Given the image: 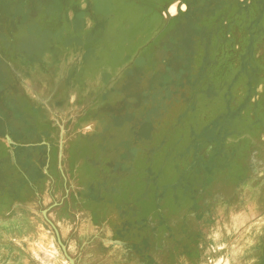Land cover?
Masks as SVG:
<instances>
[{
    "label": "rangeland",
    "instance_id": "obj_1",
    "mask_svg": "<svg viewBox=\"0 0 264 264\" xmlns=\"http://www.w3.org/2000/svg\"><path fill=\"white\" fill-rule=\"evenodd\" d=\"M134 256L264 264V0H0V264Z\"/></svg>",
    "mask_w": 264,
    "mask_h": 264
},
{
    "label": "crops",
    "instance_id": "obj_2",
    "mask_svg": "<svg viewBox=\"0 0 264 264\" xmlns=\"http://www.w3.org/2000/svg\"><path fill=\"white\" fill-rule=\"evenodd\" d=\"M27 67H29V66H27ZM30 67H32L33 68V66H30ZM29 70V69H28ZM31 71V70H30ZM29 72V71H28ZM31 72H33L32 74L33 75H37L35 72H36V70L35 69H33ZM37 77V76H36ZM25 84V83H24ZM26 85H28V81L26 82ZM8 118H10V117H8ZM10 120H12V117L10 118ZM90 225L88 224V225H86V227H89ZM137 226V225H136ZM134 226V225H131V224H128V223H124V224H122V225H118V226H115V227H113L112 228V232H117L120 228H122L123 230H126V231H128V232H131V234L130 235H132V233H133V235H134V233L135 232H137V231H140L142 228L141 227H139V226ZM86 229H89V228H86ZM130 239H132V241H129L130 243H131V245L133 246V248H134V242H135V239L133 238V237H130ZM114 243V242H113ZM118 243H120V242H118ZM129 248V247H128ZM107 258H109V256H107ZM137 259V257L136 256H134L133 258H131V259H129L128 257H126V258H124V259H122V261H121V264H126V262L127 261H130V260H133V261H135ZM105 260H106V257H101L100 259H99V261H102V262H100V263H103V262H105ZM98 261V257L96 256H93L92 258H91V262H97ZM132 261V263L131 264H134V262Z\"/></svg>",
    "mask_w": 264,
    "mask_h": 264
},
{
    "label": "bare ground",
    "instance_id": "obj_3",
    "mask_svg": "<svg viewBox=\"0 0 264 264\" xmlns=\"http://www.w3.org/2000/svg\"><path fill=\"white\" fill-rule=\"evenodd\" d=\"M260 161V160H259ZM257 164V163H256ZM257 166H258V164H257ZM254 168V167H253ZM252 171V170H251Z\"/></svg>",
    "mask_w": 264,
    "mask_h": 264
}]
</instances>
